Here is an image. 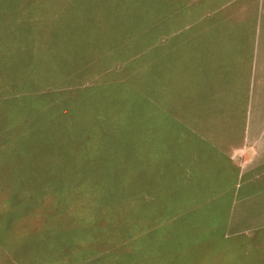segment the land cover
I'll return each mask as SVG.
<instances>
[{
	"label": "rangeland",
	"instance_id": "rangeland-1",
	"mask_svg": "<svg viewBox=\"0 0 264 264\" xmlns=\"http://www.w3.org/2000/svg\"><path fill=\"white\" fill-rule=\"evenodd\" d=\"M0 77V264H264V0H0Z\"/></svg>",
	"mask_w": 264,
	"mask_h": 264
},
{
	"label": "crops",
	"instance_id": "crops-1",
	"mask_svg": "<svg viewBox=\"0 0 264 264\" xmlns=\"http://www.w3.org/2000/svg\"><path fill=\"white\" fill-rule=\"evenodd\" d=\"M2 89H3V85H2V82H1V77H0V148H1V139H2V137L4 136V132H3V130H4V119H3V106H2V104H1V101H2V97H1V91H2ZM2 158V160H3V156L1 157ZM1 158H0V160H1ZM0 167H1V165H0ZM2 170V169H1ZM34 199H31V201H30V203L31 202H34V201H37L38 203H40L39 202V200L40 199H38L37 198V200H34ZM5 203V205L4 204H1V202H0V204H1V206H7L6 208H2L1 206H0V217L1 216H3V217H10L11 218V220L12 219H14V221H16V222H18V219H19V217L20 218H25V217H22V216H18V215H13L12 217L10 216V215H7V214H5V213H7V212H9V211H11V210H13L14 208H15V206H13L12 205V202H11V204H9L8 202H7V200H6V202H4ZM8 207H12V208H10V209H8ZM30 207V206H29ZM33 207H31V209H32ZM4 209H6V210H4ZM31 209H29V210H31ZM5 211V212H4ZM3 212V213H2ZM27 212H29V211H27ZM27 212H25V213H27ZM13 213H14V210H13ZM15 217H18L16 220H15ZM19 223V222H18ZM18 230H20V231H23V230H25L23 227H21L20 229L18 228ZM26 231V230H25Z\"/></svg>",
	"mask_w": 264,
	"mask_h": 264
}]
</instances>
